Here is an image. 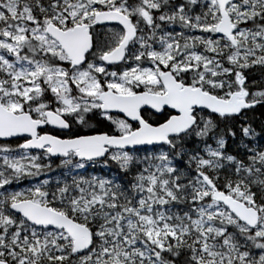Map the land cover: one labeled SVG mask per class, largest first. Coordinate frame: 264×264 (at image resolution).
<instances>
[{
  "label": "snow or ice",
  "instance_id": "obj_1",
  "mask_svg": "<svg viewBox=\"0 0 264 264\" xmlns=\"http://www.w3.org/2000/svg\"><path fill=\"white\" fill-rule=\"evenodd\" d=\"M0 264H264V0H0Z\"/></svg>",
  "mask_w": 264,
  "mask_h": 264
}]
</instances>
